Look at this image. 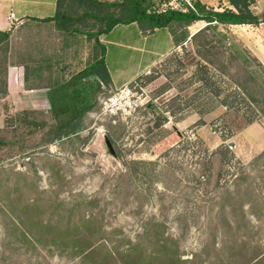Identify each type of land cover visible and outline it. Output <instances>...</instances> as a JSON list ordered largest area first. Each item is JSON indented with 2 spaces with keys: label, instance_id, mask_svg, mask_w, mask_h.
Returning a JSON list of instances; mask_svg holds the SVG:
<instances>
[{
  "label": "rangeland",
  "instance_id": "rangeland-1",
  "mask_svg": "<svg viewBox=\"0 0 264 264\" xmlns=\"http://www.w3.org/2000/svg\"><path fill=\"white\" fill-rule=\"evenodd\" d=\"M75 24L21 25L6 64L49 59L30 85L68 78L100 54L90 33L105 23ZM200 30L196 40L236 43L264 66V25L200 22L187 34ZM190 38L136 78V106L105 112L100 99L118 87L101 85L66 137L55 138L49 102L16 109L0 92V264H264V119L228 127L221 97L193 75L209 67ZM3 67L0 51V78Z\"/></svg>",
  "mask_w": 264,
  "mask_h": 264
},
{
  "label": "trees",
  "instance_id": "trees-1",
  "mask_svg": "<svg viewBox=\"0 0 264 264\" xmlns=\"http://www.w3.org/2000/svg\"><path fill=\"white\" fill-rule=\"evenodd\" d=\"M152 0H56V10L53 16L45 17L42 21H52L54 26L65 34L81 32L76 26L80 19L91 17L104 22L96 32L90 33L95 37L96 48L100 49L98 36L109 31L119 23L137 21L145 23L150 28L165 26L174 19L179 18L187 23L204 19L208 25L219 24H258V17L249 10L248 0H229L238 12L229 9L223 11L209 10L205 14L167 12L164 14L149 13ZM201 30L191 36V42L197 45V53L213 69L219 77H225L227 86L231 87L229 93L218 84L212 88L214 82L208 71L193 73L196 81L208 85L207 99L213 96L221 97L218 101L227 110L223 117L232 114L230 125L240 130L255 118L264 119V66L250 53L236 43L216 46L210 40H196ZM11 35V29L0 30V51L3 54V76L0 78V92L7 95L6 89V52ZM224 37V34H219ZM186 40V39H184ZM183 40V41H184ZM182 45V44H181ZM103 49L100 54L93 55L92 59L79 71L70 74L68 78L61 76L54 78L47 87V99L50 113L55 120V138H62L79 132L82 129L83 119L96 103V95L101 85L110 84V75L103 60ZM236 60L235 72L231 66ZM39 65L37 64L36 67ZM28 81V77L25 78ZM216 81V80H215ZM28 86V84H27ZM150 105V103H149ZM208 111V110H206ZM34 125H41L31 122ZM231 128V129H232ZM108 139V138H107ZM109 143L110 140L108 139Z\"/></svg>",
  "mask_w": 264,
  "mask_h": 264
},
{
  "label": "crops",
  "instance_id": "crops-1",
  "mask_svg": "<svg viewBox=\"0 0 264 264\" xmlns=\"http://www.w3.org/2000/svg\"><path fill=\"white\" fill-rule=\"evenodd\" d=\"M193 1L199 14H205L209 10L223 11L224 9L238 12L229 0ZM249 3L248 8L258 17V24L264 25V0H251ZM55 10L56 0H0V30L8 29L6 16L9 12H14L17 17L24 20L21 30L25 34H32L37 24L53 23L42 21V19L53 16ZM200 22L206 23L204 19L187 23L183 19L174 18L165 26L150 28L145 23L132 21L116 24L109 31L101 33L98 41L100 49H103V60L110 75L109 85L119 87L146 73L190 38L187 34L190 24ZM235 25L239 26V24L228 26ZM17 28L11 29V37L17 35L15 34ZM53 29L59 31L55 26ZM61 48H63L62 45ZM49 62V59H39L31 65L27 60L11 61L9 59L6 89L16 109H38L48 103L46 84L30 85L29 82L43 78L50 65ZM37 64L38 67H36ZM27 77L28 81L25 80Z\"/></svg>",
  "mask_w": 264,
  "mask_h": 264
},
{
  "label": "built area",
  "instance_id": "built-area-1",
  "mask_svg": "<svg viewBox=\"0 0 264 264\" xmlns=\"http://www.w3.org/2000/svg\"><path fill=\"white\" fill-rule=\"evenodd\" d=\"M147 11L153 14H164L167 12L197 13L193 0H152ZM6 23L8 28L14 29L21 26L24 20L17 17L14 12H9L6 16ZM206 24L208 22L204 23V25ZM241 25L250 28L255 26V24L251 23L239 24V26ZM192 35L190 33V36ZM137 88L138 82L136 78L116 88L109 95L103 96L100 99L101 108L105 112L116 113L120 110H127L136 106L139 98Z\"/></svg>",
  "mask_w": 264,
  "mask_h": 264
},
{
  "label": "water",
  "instance_id": "water-1",
  "mask_svg": "<svg viewBox=\"0 0 264 264\" xmlns=\"http://www.w3.org/2000/svg\"><path fill=\"white\" fill-rule=\"evenodd\" d=\"M107 144L110 146V143H109L108 140H107ZM230 146H231V147L233 146V143H232V142L230 143Z\"/></svg>",
  "mask_w": 264,
  "mask_h": 264
},
{
  "label": "bare ground",
  "instance_id": "bare-ground-1",
  "mask_svg": "<svg viewBox=\"0 0 264 264\" xmlns=\"http://www.w3.org/2000/svg\"><path fill=\"white\" fill-rule=\"evenodd\" d=\"M193 26V25H192ZM192 34L194 33V31L193 32H191Z\"/></svg>",
  "mask_w": 264,
  "mask_h": 264
}]
</instances>
